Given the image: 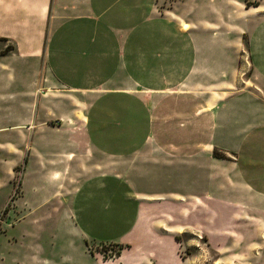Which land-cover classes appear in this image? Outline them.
Masks as SVG:
<instances>
[{
    "label": "crops",
    "instance_id": "obj_1",
    "mask_svg": "<svg viewBox=\"0 0 264 264\" xmlns=\"http://www.w3.org/2000/svg\"><path fill=\"white\" fill-rule=\"evenodd\" d=\"M7 101L20 109L12 128L30 140L27 162L48 179L64 169L57 146L114 165L72 197L79 242L130 246L102 264H192L175 239L187 225L159 215L190 222L239 203L214 193L236 190L264 215V1L0 0Z\"/></svg>",
    "mask_w": 264,
    "mask_h": 264
},
{
    "label": "rangeland",
    "instance_id": "obj_2",
    "mask_svg": "<svg viewBox=\"0 0 264 264\" xmlns=\"http://www.w3.org/2000/svg\"><path fill=\"white\" fill-rule=\"evenodd\" d=\"M245 1L259 5L264 0ZM243 45L240 56L244 80L254 84L257 81L250 64L247 34ZM19 110L12 102L0 103V264H33L34 254L58 264H89L90 257L100 264L118 259L130 248L128 244H98L107 239H99L96 244L79 242L76 224L82 215L71 214L72 197L80 183L91 175L110 173L114 165L91 154L88 148L80 147L78 156H69L65 145L57 146L52 157L64 169L48 179L49 171H36L33 163L27 162L30 140L21 130L12 128ZM197 192L204 193L199 187ZM214 197L239 203L228 210L214 206L217 215H201L203 210H198L190 222L188 215H159L161 220L187 225L186 232L177 238L182 258L192 264H264V215H252V204L236 190L214 193ZM225 210L228 215H220ZM80 245H84L82 251L88 258L79 254Z\"/></svg>",
    "mask_w": 264,
    "mask_h": 264
},
{
    "label": "trees",
    "instance_id": "obj_3",
    "mask_svg": "<svg viewBox=\"0 0 264 264\" xmlns=\"http://www.w3.org/2000/svg\"><path fill=\"white\" fill-rule=\"evenodd\" d=\"M244 5H245L246 8L257 7L258 6L257 3L252 4V3L246 2L245 0H244ZM214 157L219 158V159H224V156L222 154H219L217 151H214ZM176 241H178L177 237H176Z\"/></svg>",
    "mask_w": 264,
    "mask_h": 264
}]
</instances>
